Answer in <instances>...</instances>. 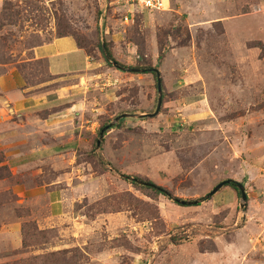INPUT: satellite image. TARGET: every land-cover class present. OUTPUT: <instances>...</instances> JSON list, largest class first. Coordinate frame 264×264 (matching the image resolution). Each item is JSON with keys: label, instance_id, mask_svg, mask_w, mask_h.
<instances>
[{"label": "rangeland", "instance_id": "rangeland-1", "mask_svg": "<svg viewBox=\"0 0 264 264\" xmlns=\"http://www.w3.org/2000/svg\"><path fill=\"white\" fill-rule=\"evenodd\" d=\"M171 1L0 0V264H264V0ZM102 16L163 106L97 155L158 101ZM72 35L90 64L55 76L33 50Z\"/></svg>", "mask_w": 264, "mask_h": 264}, {"label": "water", "instance_id": "water-1", "mask_svg": "<svg viewBox=\"0 0 264 264\" xmlns=\"http://www.w3.org/2000/svg\"><path fill=\"white\" fill-rule=\"evenodd\" d=\"M103 25H104V18L103 16L100 18V22H99V33H100V38H101V45H102V52L104 54V57L106 58V60L108 61V63H110L112 66H114L115 68H117L118 70L124 71V72H130V73H139V72H145L146 70H136V69H129V68H125L123 66H121L118 62L116 61H112L108 58L107 55V51H106V42H105V38H104V33H103ZM151 73H153L154 75H156V80H157V90H158V101H157V107L154 113L152 114H134V113H124L119 115L116 119H115V123L110 124L107 128H104L101 133H100V138L97 142V155L100 152L102 143L104 141V136L106 131L110 130L112 128L113 125L115 124H119L122 120L125 119H134V120H143V119H147V118H155L157 117L162 109L163 106V85H162V77H161V72L158 69H150L149 70ZM99 158V157H98ZM108 169L111 172L115 171L110 168V166H108ZM123 178H126L129 181L135 182L138 185L141 186H147L150 187L152 186L151 184L132 178V177H128V176H123ZM230 184H234L236 187V190H238L241 194V200H242V204H241V208L242 210L247 208V202H248V196H247V192H246V188L243 184L238 183L234 180H226L224 182H221L216 188H214L212 190V192H210L207 196H205V198L199 199V200H195V201H181L178 199H174L173 201L176 202L179 205L182 206H197L201 203H203L206 200H210L214 195H216L222 188H224L225 186H228Z\"/></svg>", "mask_w": 264, "mask_h": 264}, {"label": "crops", "instance_id": "crops-1", "mask_svg": "<svg viewBox=\"0 0 264 264\" xmlns=\"http://www.w3.org/2000/svg\"><path fill=\"white\" fill-rule=\"evenodd\" d=\"M33 55L38 60H46L50 66L52 74L55 76L70 75L81 72L75 65L76 56H84L88 65L90 64L88 55L86 54L85 50L81 49L76 40L72 37L57 38L50 43L38 46L33 50ZM7 77L8 76H6V78ZM10 77L11 78L7 80V82H5L4 80L6 78H4L2 82H0L2 83L1 87L3 88V92H11L13 89L11 87L12 83H14L15 86L17 84H22V79L20 77H18V79L13 75H10ZM6 83L8 84V86L6 85ZM9 99L11 100V97H9ZM31 99L32 98L24 97L21 99H15L14 101L22 100L23 104H21L20 106L23 107L22 111H25L27 110L26 105L32 101ZM16 109L17 107L14 108V110Z\"/></svg>", "mask_w": 264, "mask_h": 264}, {"label": "trees", "instance_id": "trees-1", "mask_svg": "<svg viewBox=\"0 0 264 264\" xmlns=\"http://www.w3.org/2000/svg\"><path fill=\"white\" fill-rule=\"evenodd\" d=\"M101 15H102V13L99 14V16H101ZM64 37H67V36H59V38H64ZM72 38L76 40L77 44L79 45V47H80L81 49L85 50L83 47L80 46L78 40L74 37V35H72ZM50 42H51V41H50ZM50 42H48V43H50ZM40 46H41V45H40ZM99 48H100V50H101V52H102V45H101V44H99ZM106 51H107L108 58H109L110 60H112V61H115V59H114V57H113V55H112V52L110 51L109 46H108L107 43H106ZM102 53H103V52H102ZM103 55H104V54H103ZM161 58H162V57H161ZM105 59H106V58H105ZM106 61H107V60H106ZM150 69H152V68H148V69H146L147 73L150 72V71H149ZM153 75H154V74H153ZM154 76H155V78H156V75H154ZM123 122H124V121H121L120 125H121ZM100 132H101V130H100ZM100 132H99V133H100ZM101 160H102V162H105L103 158H101ZM132 178H135V179L141 180V179H139V178L136 177V176H132ZM141 181H143V180H141ZM144 182H146V181H144ZM147 183H150L152 186H150V187H147V186H141V185L136 184L135 182H132V184H133L135 187L139 188V189L142 190V191H149V190H150V191L155 192V193L158 194V195H162V196L168 198L169 200H173V198H172L171 195H170V192H169L168 190H166L165 188H162V187H160V186H156V185L152 184L151 182H147ZM228 186H230L231 188H233V189L236 190V187H235L234 184H230V185H228ZM236 191H238V190H236ZM238 192H239V191H238ZM239 193H240V192H239ZM194 200H195V199H194Z\"/></svg>", "mask_w": 264, "mask_h": 264}, {"label": "built area", "instance_id": "built-area-1", "mask_svg": "<svg viewBox=\"0 0 264 264\" xmlns=\"http://www.w3.org/2000/svg\"><path fill=\"white\" fill-rule=\"evenodd\" d=\"M126 5H133L146 11L166 12L170 11L171 0H122Z\"/></svg>", "mask_w": 264, "mask_h": 264}]
</instances>
